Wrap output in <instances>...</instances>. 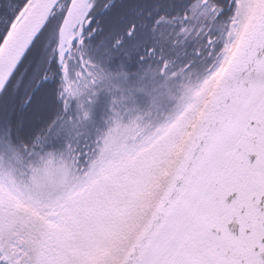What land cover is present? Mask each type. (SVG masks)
I'll list each match as a JSON object with an SVG mask.
<instances>
[{"label":"snow or ice","instance_id":"1","mask_svg":"<svg viewBox=\"0 0 264 264\" xmlns=\"http://www.w3.org/2000/svg\"><path fill=\"white\" fill-rule=\"evenodd\" d=\"M0 264H264V0H0Z\"/></svg>","mask_w":264,"mask_h":264}]
</instances>
